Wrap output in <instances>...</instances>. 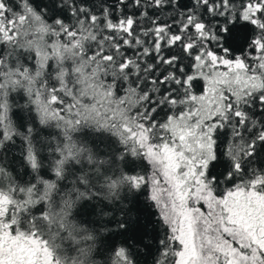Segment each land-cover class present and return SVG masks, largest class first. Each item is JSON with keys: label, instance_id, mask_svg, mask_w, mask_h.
<instances>
[{"label": "snow or ice", "instance_id": "obj_1", "mask_svg": "<svg viewBox=\"0 0 264 264\" xmlns=\"http://www.w3.org/2000/svg\"><path fill=\"white\" fill-rule=\"evenodd\" d=\"M0 264H264V0H0Z\"/></svg>", "mask_w": 264, "mask_h": 264}]
</instances>
